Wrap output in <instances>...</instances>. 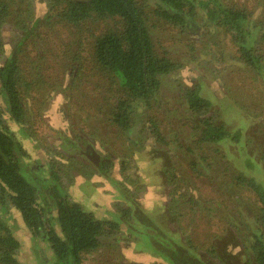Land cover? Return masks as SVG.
Returning a JSON list of instances; mask_svg holds the SVG:
<instances>
[{"label":"trees","instance_id":"trees-1","mask_svg":"<svg viewBox=\"0 0 264 264\" xmlns=\"http://www.w3.org/2000/svg\"><path fill=\"white\" fill-rule=\"evenodd\" d=\"M32 1L0 0V98L12 123L29 129L28 137L36 131L33 124L24 125L28 124L30 107L39 116L55 94H60L68 106L94 97L95 102H85L92 110L83 119L94 118L89 124L97 125L100 118L117 133L128 134L133 112L150 108L161 93L164 78L180 68L162 37L170 31L188 36L189 19L201 21L206 35L216 32L208 43L215 47L216 61L222 62L230 48L236 62L257 72L264 69V0H41L42 15L34 11ZM6 25L13 32L8 46L2 34ZM189 41L186 45L193 51L194 43L190 45ZM87 85L93 87L91 95L84 91ZM179 97L190 116L189 122L182 123L192 131L186 136L190 142L185 145L173 128L163 131L156 116L150 114L149 134L157 145L163 146L158 154L176 140L175 148H186L193 155L189 165L199 174L200 164L211 158L207 152H218V158L224 157L220 143L239 141V133H231L214 120L209 113L211 102L201 95L198 84L180 87ZM40 103L42 107L38 106ZM68 115L70 112L63 115L66 121L70 120ZM73 118L75 124L80 119ZM84 128L72 137L61 131L58 138L46 135L47 139L37 140H46L47 149H60L64 153L61 156L78 153L89 158L97 174L118 186L125 195V205L114 208L117 218H99L78 202L70 201L63 192L56 161L46 165V177L30 169L27 159L41 151L33 147V153L28 152L0 116V204L10 202L31 237H39L47 244L49 264H83V259L106 240H114L121 226L132 217L145 225L141 232L149 250L166 259V264H214L215 257L220 261L214 244L195 251L190 233L180 224L182 204L186 202L189 210L198 205L192 196L186 198L174 186L167 202L173 206L159 214H149L132 196H126L128 187L124 181L112 180L115 163L119 164L120 173L125 170L124 155L104 143H100L102 155L92 153L88 139L96 136V131ZM76 142L86 146L79 147L81 143ZM166 173L169 180L175 179L174 172ZM232 185L246 187L254 195L255 208L250 216H254L255 227L244 240L242 251L248 255H242L241 264H264V183L237 170ZM173 223L175 227L171 228ZM20 247L19 238L0 220V264H21Z\"/></svg>","mask_w":264,"mask_h":264},{"label":"rangeland","instance_id":"rangeland-1","mask_svg":"<svg viewBox=\"0 0 264 264\" xmlns=\"http://www.w3.org/2000/svg\"><path fill=\"white\" fill-rule=\"evenodd\" d=\"M32 3L34 11L42 15L44 3L41 0H33ZM187 23L188 36L170 31L168 36L162 37L166 41L163 44L172 58L180 63V68L164 78L161 93L151 102L150 108H138L133 112L128 134L120 131L117 133L114 127L106 125L100 118L97 125L89 124L94 118L86 121L83 119L84 114L92 110L85 102H95L94 97L83 98L81 103L68 106L60 94H55L47 100L39 116L34 115L35 109L30 107L28 124H24H33L36 129L35 135L30 137L26 136L28 128L21 129L8 118L7 108L1 98L0 116L28 152L33 153V147L41 151L40 155L34 154L27 159L30 169L46 177L48 162L62 164H57L56 167L64 184L63 192L70 201L78 202L99 218H117L114 208L116 205H125V195L119 191L118 186L97 174L96 167L91 165L89 158L78 156V153L61 156L64 153L60 149H47L46 140H37L40 137L47 139L46 135L58 138V132L61 131L72 137L84 126V129L95 130L96 136L88 139L92 153L102 155L100 145L104 143L115 153L124 155L125 170L120 173L119 164L115 163L116 170L111 176L112 180L124 181L128 187L126 196H132L149 214H159L173 206L167 202L176 186V191L183 192L186 198L192 196L198 204L189 210L188 204L183 203V219L180 222L183 230L190 233L195 251L200 252L204 246L214 244L221 257L220 261L215 257L214 264H241L242 255H248L242 251L244 240L255 227L252 221L254 216H250L255 208L254 195L246 187L233 186L232 177L239 170L264 183V69L257 72L236 62L230 48L225 52L222 62L216 61L215 47L208 45L216 32L206 35L199 20L189 19ZM9 27L6 25L2 33L6 46L10 44L13 34ZM169 36L172 38L169 39ZM187 39L191 40L190 45L194 43L193 51L186 45ZM204 45L208 46L203 49ZM4 55L6 53L2 57ZM193 84H198L201 95L210 100L209 113L214 116V120L224 124L231 133H239V141L225 140L220 143L224 157L218 158V152H207V156L211 158L200 164L202 168L199 174L193 172L189 165L193 155L186 148H175L176 140L165 146L162 154L156 153L163 146L157 145L154 137L149 134L147 120L150 115L156 116L163 131L167 133L168 127L173 128L178 139H184L182 141L185 145L187 141L190 142V138L187 139L186 136H190L192 131L182 125L189 122L190 116L179 97V88L191 87ZM92 88V85H87L84 91L91 95ZM40 104L38 106L42 107ZM65 112H70L71 116H68L71 125L63 118ZM94 113L101 117L96 111ZM74 116L80 117L76 124ZM58 124L60 126L57 128ZM88 124L91 126H87ZM78 143L81 142H76V145ZM82 143L78 146L84 148L86 143ZM166 171L174 172L176 177L173 181L168 179ZM0 220L21 241V264H38L36 262L39 259V264L50 263L51 254L47 244L41 242L39 237H31V232L10 202L0 204ZM140 221L146 223L145 220ZM160 222L163 224V221ZM174 227L173 223L171 228ZM144 229L145 225L134 217L130 218L128 224L121 226L114 240H104L105 243L96 252L83 259V264H123L131 261L168 263L149 250L141 232Z\"/></svg>","mask_w":264,"mask_h":264}]
</instances>
